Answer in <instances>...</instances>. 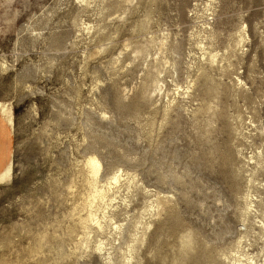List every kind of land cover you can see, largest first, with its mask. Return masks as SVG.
Returning a JSON list of instances; mask_svg holds the SVG:
<instances>
[{
	"label": "rangeland",
	"instance_id": "obj_1",
	"mask_svg": "<svg viewBox=\"0 0 264 264\" xmlns=\"http://www.w3.org/2000/svg\"><path fill=\"white\" fill-rule=\"evenodd\" d=\"M0 115V264H227L246 193L264 222V0H0Z\"/></svg>",
	"mask_w": 264,
	"mask_h": 264
},
{
	"label": "bare ground",
	"instance_id": "obj_2",
	"mask_svg": "<svg viewBox=\"0 0 264 264\" xmlns=\"http://www.w3.org/2000/svg\"><path fill=\"white\" fill-rule=\"evenodd\" d=\"M84 1V0H81ZM163 42V41H162ZM159 82V81H158ZM162 86V85H161ZM161 86H157L158 92L162 90ZM166 95V94H165ZM250 160H252L251 157H249ZM253 161V160H252ZM249 162V161H248ZM255 162V161H253ZM101 164L99 160L96 157H90L86 163H85V169L88 174L87 176V182L89 187L92 190V194L90 195V198L88 199V206L89 210L87 212L86 218L83 221V224L87 229L91 228V224L97 228V230L101 231L104 229V221L107 220H112V218L108 217L106 213H103L101 217H98L94 209L98 207V202L99 201H104L105 198L107 197V192L113 191L114 187L115 189L117 188L116 185L120 183V178L121 175L118 173H114L110 178L109 181L107 182V188L106 186H98V173L100 171ZM258 172V171H257ZM111 200V199H110ZM168 201L166 197H162L159 194L156 196L154 205H151V208L154 209L158 214H160L161 210L163 209L164 204ZM255 201L252 198V195L248 192L245 195V201H244V206H243V216H244V221L247 220L249 222V227L246 228L245 231H241L239 238L236 242V247L234 249L233 254L231 255H226L224 254L225 259L227 260V264H264V243L260 248V251L253 254L249 252L248 250L245 249L247 245L243 247V240L248 241L250 239L251 234H257L260 239H264V222L263 221H255V218H257V208L255 205ZM259 222V223H257ZM90 225H88V224ZM256 227H258V231L256 232ZM115 233L117 235H120L121 232L123 231L122 225H116L113 227ZM90 230V229H89ZM255 236V235H254ZM143 238V237H142ZM135 241V240H134ZM191 245V239L187 237V240L183 244V249L181 251V254L186 253V249ZM251 244H248L250 246ZM97 250H103V245L99 244L96 247ZM134 249L135 245H132L129 249V255L126 260V264H131L132 259L135 258L134 256ZM259 253H261L263 259L260 260ZM112 258L109 256L107 257V261L110 262ZM181 260H184V257H181Z\"/></svg>",
	"mask_w": 264,
	"mask_h": 264
},
{
	"label": "crops",
	"instance_id": "obj_3",
	"mask_svg": "<svg viewBox=\"0 0 264 264\" xmlns=\"http://www.w3.org/2000/svg\"><path fill=\"white\" fill-rule=\"evenodd\" d=\"M11 146L12 137L8 121L0 115V173L10 162Z\"/></svg>",
	"mask_w": 264,
	"mask_h": 264
}]
</instances>
